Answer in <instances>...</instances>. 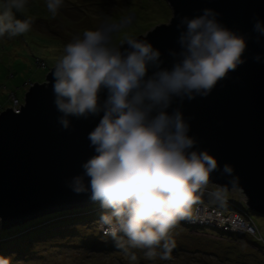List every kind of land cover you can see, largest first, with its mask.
Wrapping results in <instances>:
<instances>
[{
    "label": "clouds",
    "instance_id": "1",
    "mask_svg": "<svg viewBox=\"0 0 264 264\" xmlns=\"http://www.w3.org/2000/svg\"><path fill=\"white\" fill-rule=\"evenodd\" d=\"M29 4L30 0H0V38L31 30ZM64 4L65 0H44L53 18ZM202 13L180 19V51L172 53L170 69L160 67L161 53L146 39L125 36L116 42L131 23L128 18L75 35L51 72L63 129H69L70 117L100 116L88 134L94 155L67 186L99 202L104 210L100 225L118 247L144 249L149 258L162 249L160 258L170 259L175 247L172 232L180 222L195 219L194 206L211 174L219 171L238 184L231 165L221 169L207 150L195 149L197 141L188 134L189 124L179 108L168 111L174 98L208 96L245 62L247 37L223 26L213 9ZM253 31L257 40L264 37V21L257 19ZM254 59L260 61L261 56ZM102 92L106 98H101ZM213 195L223 198L219 191ZM131 259H136L134 254ZM0 264H11V258L0 255Z\"/></svg>",
    "mask_w": 264,
    "mask_h": 264
},
{
    "label": "water",
    "instance_id": "2",
    "mask_svg": "<svg viewBox=\"0 0 264 264\" xmlns=\"http://www.w3.org/2000/svg\"><path fill=\"white\" fill-rule=\"evenodd\" d=\"M165 1L172 11L170 22L138 36L160 51L161 68L170 69L172 53L180 51V19L202 15L205 8L218 13L223 26L247 37L243 64L208 96L174 98L168 111L179 108L189 124L188 134L197 141L195 149L207 150L221 169L231 165L238 177V184L230 183L232 178L218 171L211 174L209 184L221 190L240 189L245 207L264 217V37L257 40L253 31L257 19L264 21V0ZM257 54L260 61L254 59ZM53 68L42 84L28 88L21 106L0 112V230L99 204L88 194L72 192L67 181L82 174L81 165L94 155L88 134L100 116L70 117L69 129L62 128L54 103Z\"/></svg>",
    "mask_w": 264,
    "mask_h": 264
},
{
    "label": "rangeland",
    "instance_id": "3",
    "mask_svg": "<svg viewBox=\"0 0 264 264\" xmlns=\"http://www.w3.org/2000/svg\"><path fill=\"white\" fill-rule=\"evenodd\" d=\"M26 14L33 19L28 33L0 38V112L10 107V95L22 103L30 84H42L63 47L84 29L131 18L116 37L119 43L125 36L146 35L173 17L165 0H65L54 18L47 13L44 0H30ZM217 191L222 199L213 195ZM245 202L240 189L221 190L208 184L194 206L195 215L200 206L245 218L248 214L257 231L180 222L172 232L175 247L167 260L160 258L162 249L149 258L144 249L125 251L110 236H100L97 224L104 210L99 204L0 230L4 237L0 255L10 257L11 264H264V217L252 213ZM91 209L94 214L81 215Z\"/></svg>",
    "mask_w": 264,
    "mask_h": 264
},
{
    "label": "built area",
    "instance_id": "4",
    "mask_svg": "<svg viewBox=\"0 0 264 264\" xmlns=\"http://www.w3.org/2000/svg\"><path fill=\"white\" fill-rule=\"evenodd\" d=\"M12 102V108L15 110L19 106V102L17 99H15L13 96L11 98ZM197 214L195 215V219L193 220H186L182 221L184 223L189 224H199L202 226L203 224L206 226H214L216 225L219 228L225 229L227 227L231 230H237L242 232H251L252 234H255L257 231L253 226H251L252 221H250V218L247 214V217L243 216L242 214L235 213V214H226L223 213L221 210L218 209H207L205 207H198ZM200 215V216H199ZM248 218V219H247ZM253 224V223H252ZM98 232L100 236L106 237L105 231L100 225V222L97 224ZM226 230V229H225Z\"/></svg>",
    "mask_w": 264,
    "mask_h": 264
},
{
    "label": "trees",
    "instance_id": "5",
    "mask_svg": "<svg viewBox=\"0 0 264 264\" xmlns=\"http://www.w3.org/2000/svg\"><path fill=\"white\" fill-rule=\"evenodd\" d=\"M35 59L38 60V58H35ZM10 98H12V97H10ZM14 98L18 100V98H16V97H14ZM18 102L20 103L19 100H18ZM10 107H12L11 99H10ZM92 211H93V212H92ZM79 214H81V213H79ZM92 214H94V209H91V210H88V211H86V212H83L81 215H92ZM76 215H77V214H76ZM40 220H43V218H41ZM2 238H4V237H0V240H1Z\"/></svg>",
    "mask_w": 264,
    "mask_h": 264
}]
</instances>
